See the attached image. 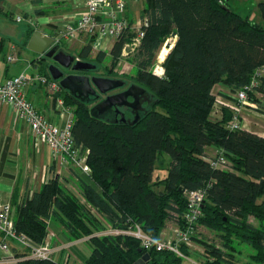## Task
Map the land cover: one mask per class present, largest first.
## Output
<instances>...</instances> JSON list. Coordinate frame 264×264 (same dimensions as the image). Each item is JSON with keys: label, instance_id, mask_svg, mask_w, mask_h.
<instances>
[{"label": "trees", "instance_id": "trees-1", "mask_svg": "<svg viewBox=\"0 0 264 264\" xmlns=\"http://www.w3.org/2000/svg\"><path fill=\"white\" fill-rule=\"evenodd\" d=\"M144 1L141 19L147 26L140 45L122 56L125 44L136 36L130 23L103 69L110 77L122 59L131 64L132 73L120 77L146 90L148 108L135 124L128 119L110 122L94 116L90 103L60 87L55 99H62L71 111L72 136L88 151L92 175L79 178L81 197L55 178L12 207L16 231L42 245L55 218L70 242L88 238L91 252L83 264H134L144 254L151 257L146 264H182L183 258L172 252L144 250L133 236L98 234L139 226L159 240L171 224L182 221L187 193L204 189L198 225L220 239L219 245L203 242L204 264H264V137L230 130L229 108H223L221 120L211 117L217 85L235 94L264 67V27L230 10L223 0ZM259 7L264 18V3ZM34 32L28 33L26 45ZM173 34L163 74H156L158 53ZM92 50V43L87 44L78 56L89 58ZM107 55L100 51L96 61L105 62ZM45 62L40 60L49 77ZM257 94L264 97V76L249 98L260 102ZM209 147L224 153V168L208 162ZM159 162L166 163V175L156 176ZM243 245L253 250L247 262L240 258ZM181 250L190 255L186 246ZM20 257L17 264H59Z\"/></svg>", "mask_w": 264, "mask_h": 264}, {"label": "crops", "instance_id": "crops-1", "mask_svg": "<svg viewBox=\"0 0 264 264\" xmlns=\"http://www.w3.org/2000/svg\"><path fill=\"white\" fill-rule=\"evenodd\" d=\"M3 1L6 0H0V2ZM16 1H20L19 7L23 9L25 15L24 20H29V28L24 35H22V41L26 48L28 46L26 45L29 36L28 33L30 30H34L35 32L38 31L43 35L54 38L55 44L59 46L58 52L73 57V64L76 62L88 61L87 59L89 58L82 59L78 56L83 47L88 44L83 37L72 41H65L62 39L61 42L56 43V39L61 36L64 26L85 10L83 0ZM131 2L132 1H129L127 4L126 18L128 22L131 23L132 27L137 28L141 19V13L145 8V1L141 0L138 1V3L133 1L132 4H129ZM138 5V8L133 9V6ZM6 30L7 32H12L11 28H7ZM8 38L7 42L5 36L0 38L1 82L20 74H25L32 78L39 76L49 79L50 77L52 81L59 84L60 81L54 80L49 71L51 65H56L64 74L63 77L75 74L66 73L65 68L54 62V60L46 59L44 56L28 50V48V52L22 55L19 46L13 44L10 37ZM62 44H65L66 47H70L73 50L76 49V47L80 48V51L76 56L71 55L63 49H60V45ZM6 46H8L9 51L3 56L1 54L4 52ZM109 49L111 50V48ZM94 51L95 49L93 48L92 52ZM100 51L107 52L106 50ZM10 56L16 58L14 63L8 62V57ZM43 58L46 59L45 64L48 65L49 77L45 75L43 65L40 64V60ZM68 70L72 72L71 69ZM132 70L133 67L131 72ZM85 76H87V74ZM213 92L218 94L220 104L226 103L234 97V94H231L227 87L221 85H217ZM56 94L53 95L48 87L41 84L39 81L30 85L26 92L27 99L32 102L38 112L47 117L49 121L64 126L70 116L68 112H63L62 115V108L57 104V100L55 99ZM246 111H248L247 108L242 109L240 114L241 120L243 119L245 121L246 118H248V116L244 115ZM69 113L71 115L70 110ZM250 132L256 133L260 136L264 135V132L261 134L253 130H250ZM211 149L214 150L215 148ZM207 154H209L208 150ZM80 177L88 176L82 174L79 170L74 169L69 162L54 161L50 148L47 145L40 143L32 135L28 125L23 120L19 119L15 110L9 105L0 103V204H10L12 207H16L26 197L31 198L32 195L39 191L43 185L55 178H58L60 182L74 194L75 191L78 192L79 195L77 196L81 197V192L78 188V180ZM58 223L60 222L58 221ZM60 229L59 233L52 232L51 223L49 224L47 243L53 250L52 259L59 264L82 263V259L85 256L83 255L81 247L83 245L88 247V238L76 242H70L68 240V233L62 224H60ZM1 241L2 237L0 235V243ZM7 243L12 255L16 259H20V256L23 255H30L29 250L24 248L21 244L13 241H7ZM5 257L6 254H0V264H8L2 260ZM189 261L190 264H199L198 260H192L190 258Z\"/></svg>", "mask_w": 264, "mask_h": 264}, {"label": "built area", "instance_id": "built-area-1", "mask_svg": "<svg viewBox=\"0 0 264 264\" xmlns=\"http://www.w3.org/2000/svg\"><path fill=\"white\" fill-rule=\"evenodd\" d=\"M129 1L140 0H83L85 10L78 16L69 21L61 32V36L56 39V43L61 40L72 41L80 37L86 39L88 44L92 43L93 48L97 50L108 49L109 42H115L120 39L124 32L131 26L126 18V9ZM24 19L20 16L16 18V22L20 23ZM147 26V21L140 19L139 26L131 28L136 32V36L131 42L126 43L122 56L126 57L134 52L141 43L144 37L143 27ZM173 46L170 47L172 49ZM160 58V57H159ZM161 60V59H160ZM16 58L8 57L9 63H14ZM162 64L163 62L160 61ZM161 72H155L162 75ZM264 76V67L258 69L249 85L244 89L237 91L234 94L235 101L229 103L219 102V96L213 92L216 97V105H224L233 112L231 124L228 126L230 130H244L241 123L240 114L243 108H248L256 112L264 114V97L253 101L249 98V94L258 86L259 79ZM39 81L41 84L48 87L49 91L54 95L60 91V85L46 77L36 78L29 77L25 74H20L4 82L0 81V103L11 106L19 119L23 120L29 127L32 135L42 144L47 145L51 152L54 161L69 162L74 169L79 170L86 176L92 175V170L87 163L88 151L75 144L72 136L73 119L69 110L64 106L62 99H57V104L62 108L63 112H68L69 118L64 126H60L47 119L43 114L38 112L36 107L27 99V88ZM217 154L208 159V162L215 169L224 168L227 159L222 151L216 150ZM206 198V190L199 189L187 193V208L182 215V221L176 224L173 235L169 239H154L145 234L139 226L128 231H119L108 228L101 235H119L125 234L133 236L139 240L141 247L146 250H156L158 252L168 251L185 259L182 246L189 247L192 240L198 232L199 220L203 217V205ZM13 209L10 204H0V235L2 241L0 243V254H6L3 262L8 264H17L20 259H16L10 250L7 241H13L21 244L30 252L29 257L37 259H52L53 250L47 243V240L42 245H36L26 235L18 233L13 221ZM104 222V221H103ZM170 225V226H171ZM48 239V238H47Z\"/></svg>", "mask_w": 264, "mask_h": 264}, {"label": "rangeland", "instance_id": "rangeland-1", "mask_svg": "<svg viewBox=\"0 0 264 264\" xmlns=\"http://www.w3.org/2000/svg\"><path fill=\"white\" fill-rule=\"evenodd\" d=\"M141 1V0H140ZM133 2V1H132ZM129 3V4H132ZM135 2V1H134ZM20 1H16V0H6L3 2H0V38L5 36V38L7 39L6 42L8 41V37L11 38V42L13 44H16L19 46V50L21 51L22 55H24V53L28 52L27 48L24 46L23 41H22V35H24V33L26 32V30L29 28V20H23V22L18 23L16 22V17L20 16L23 19H25V15L23 12V9H21V7H19ZM138 3V2H137ZM223 3L225 5H227V7L236 12L237 14L250 19L251 21L260 24L264 27V18L262 16V12L260 10V3H264V0H223ZM136 4V3H133ZM140 4V3H139ZM138 6H133V9L138 8ZM13 18V21H12ZM7 28H11L12 32H7ZM175 43V38L170 37L168 38V40L165 42V44L163 45V47L161 48L160 52L158 53L157 59H156V63L153 67V70L155 72H161V63H160V58L161 54H163L164 51H167V55L170 52V47L173 46ZM114 45V42H109L108 46L109 48H112ZM106 49L108 55L105 59V62L103 63H99L96 61V57L97 54L100 52L99 50L95 49L94 52H92V55L89 57V59H87L88 63H91L95 66L94 70H89V71H70L68 69H65L66 73H75L76 75H86L89 77H106V78H110V79H116V80H122L125 83V86L128 85H132L134 83H132L131 81H129L128 79H124L121 78L120 76L125 75V74H131V69L132 66L126 61L123 60L120 62L118 68L115 69L114 73H112V75L110 77L109 74L107 75V72L104 71V66L105 64H107V66L110 65V49ZM60 49H63L65 52L76 56L78 54V52L80 51V48L76 49H71L70 47H66L65 44L60 45ZM9 48L8 46L5 47L4 52L1 55H6V53H8ZM166 55V56H167ZM165 60V59H164ZM52 62V61H49ZM113 74H116L117 77H115ZM123 87V88H124ZM123 88H117L111 92L114 91H119L120 89ZM129 88V87H127ZM109 92L108 94L110 95ZM120 93V92H119ZM108 94L106 95H102L100 96V98L98 100H95L94 97H91L89 102L91 104V107L93 108L95 105H97L99 102H101L102 100H104ZM117 94V93H116ZM113 95V94H112ZM258 99H261L262 97L260 96V94L256 95ZM144 96L141 97V106L138 107L137 110H132V109H128L126 107H120L119 110L125 115V118L128 119V121L130 123H133L135 120V116L136 115H143V113H145L146 109L148 108V105H146V101H150L149 98H147ZM264 100V99H262ZM132 101V100H130ZM235 101V97H233L232 99H230V101L228 102H232ZM227 102V103H228ZM264 105V102H263ZM223 108H226L224 105H218L215 106L214 110L211 113V117L215 120H221L223 118V113L222 110ZM245 109V108H244ZM248 111H246V113L244 115L248 116V118H246V120L244 121L242 119L241 123L244 126V130L250 131H257L258 133H262L264 132V114L262 112H255L253 110H250L247 108ZM110 112L107 113H103V114H96L101 116L102 118L106 119L107 121H114L116 122V120H119L120 117H116V114L112 111L111 114H109ZM222 113V114H221ZM248 113V114H247ZM232 122V120H231ZM230 122V124H231ZM229 124V125H230ZM262 137H264V135H261ZM207 150L209 151V156L210 157H214L217 152L215 151V149H211V147L207 148ZM166 163H158V167H157V171H156V176H163L167 174V170H166ZM76 195H79L78 192L75 191ZM250 222H252L253 224L257 225V221H255L253 218H250ZM51 231L52 232H56L59 233L60 232V223H58V221L53 218L51 219ZM174 228L172 225L165 229L163 231V233L161 234L160 239H169L174 232ZM164 234V235H163ZM203 242H209V243H214L216 245L220 244V239L217 237L215 232L209 231L201 226H199L198 232H196L192 243L188 248L190 255L185 259H183V263L182 264H190L189 259L191 258L192 260H198L199 264H204V256H205V249H204V243ZM83 255L84 256H88L90 254L91 251V247L90 245H88V247L86 245H83L81 247ZM240 249L242 250L241 252V260L244 262H247V260L249 259V254L253 252V250L248 247V246H241ZM83 264V261L82 263Z\"/></svg>", "mask_w": 264, "mask_h": 264}, {"label": "water", "instance_id": "water-1", "mask_svg": "<svg viewBox=\"0 0 264 264\" xmlns=\"http://www.w3.org/2000/svg\"><path fill=\"white\" fill-rule=\"evenodd\" d=\"M176 34H173V38ZM58 47L55 44V39L43 35L41 32H34L29 43L28 50L44 56L46 59H52L65 69H71L72 71H89L94 70L95 66L88 62H76L74 58L67 56L61 52H58ZM49 71L52 74L54 80H59V85L62 89L68 91L73 96L78 97L83 102H89L91 97L98 100L100 96L106 95L109 92L123 88L125 86L124 81L110 79L106 77H89L85 75L70 74L63 77V73L56 65H51ZM58 73V74H56ZM62 78V79H61ZM61 79V80H60ZM146 90L137 84H132L128 89L117 94L108 95L104 100L99 102L93 108L91 113L94 116L96 114H103L113 111L116 117H120L117 122H125V115L119 110L120 107H128L132 110H137L141 106V97L144 96ZM132 99V101H130ZM140 116L136 115L132 124L138 122ZM151 259L149 254H144L141 259L134 264H146Z\"/></svg>", "mask_w": 264, "mask_h": 264}, {"label": "flooded vegetation", "instance_id": "flooded-vegetation-1", "mask_svg": "<svg viewBox=\"0 0 264 264\" xmlns=\"http://www.w3.org/2000/svg\"><path fill=\"white\" fill-rule=\"evenodd\" d=\"M129 86H130V85L124 87L123 89H120L119 91L111 92L110 95H112V94H116V93H119V92H122V91H125L126 89H128L127 87H129ZM108 95H109V94H108ZM130 100H132V99H130ZM126 108H127V107H126ZM127 109H128V108H127ZM129 109H130V108H129ZM111 112H112V111H110L109 114H111Z\"/></svg>", "mask_w": 264, "mask_h": 264}, {"label": "bare ground", "instance_id": "bare-ground-1", "mask_svg": "<svg viewBox=\"0 0 264 264\" xmlns=\"http://www.w3.org/2000/svg\"><path fill=\"white\" fill-rule=\"evenodd\" d=\"M166 55H167V51H164L163 54H161V57H160V61L161 62H164V59L166 58Z\"/></svg>", "mask_w": 264, "mask_h": 264}]
</instances>
